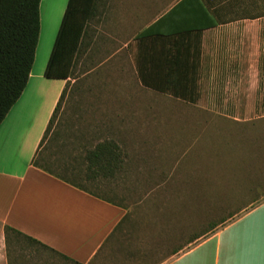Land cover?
<instances>
[{
    "label": "crops",
    "instance_id": "crops-1",
    "mask_svg": "<svg viewBox=\"0 0 264 264\" xmlns=\"http://www.w3.org/2000/svg\"><path fill=\"white\" fill-rule=\"evenodd\" d=\"M49 56L0 124V264H96L127 214L35 162L61 96L73 93L75 123L100 125L78 134L105 142L115 138L105 125L123 123L138 139L167 140L187 106L209 114L191 124L264 118V0H97L73 74L46 77ZM104 141L83 155L88 179H116L122 168L113 142L107 168L86 158ZM262 221L264 200L160 264H264Z\"/></svg>",
    "mask_w": 264,
    "mask_h": 264
},
{
    "label": "rangeland",
    "instance_id": "rangeland-1",
    "mask_svg": "<svg viewBox=\"0 0 264 264\" xmlns=\"http://www.w3.org/2000/svg\"><path fill=\"white\" fill-rule=\"evenodd\" d=\"M64 3L41 0L32 68L40 67L52 50ZM77 83L75 87L84 80ZM72 95L66 103L65 96L61 99L37 159L51 171L127 209L96 264H160L264 200V118L240 124H191L195 123L192 115L209 114L181 107L185 120L169 125L170 132L163 135L167 140L138 139L135 126L128 123L115 128L105 125L104 130H111L115 137L109 140L121 146L123 165L116 179L96 180L88 179L92 173L83 155L104 140L78 133L97 130L100 125L74 122L68 112ZM135 149L146 154H129ZM154 149L158 155H152Z\"/></svg>",
    "mask_w": 264,
    "mask_h": 264
},
{
    "label": "trees",
    "instance_id": "trees-1",
    "mask_svg": "<svg viewBox=\"0 0 264 264\" xmlns=\"http://www.w3.org/2000/svg\"><path fill=\"white\" fill-rule=\"evenodd\" d=\"M96 1L68 0L46 64V77L68 78L73 74L75 59L86 25L94 14ZM40 3L41 0H0V124L29 81L40 33ZM60 102L41 145L50 131ZM112 147V142H104L90 151L86 158L91 163L105 161L107 168L113 159ZM35 162L46 168L38 159Z\"/></svg>",
    "mask_w": 264,
    "mask_h": 264
},
{
    "label": "snow or ice",
    "instance_id": "snow-or-ice-1",
    "mask_svg": "<svg viewBox=\"0 0 264 264\" xmlns=\"http://www.w3.org/2000/svg\"><path fill=\"white\" fill-rule=\"evenodd\" d=\"M262 232H264V221H262Z\"/></svg>",
    "mask_w": 264,
    "mask_h": 264
}]
</instances>
